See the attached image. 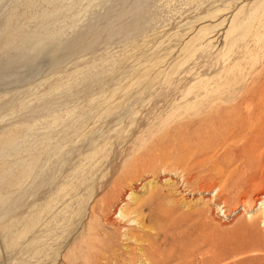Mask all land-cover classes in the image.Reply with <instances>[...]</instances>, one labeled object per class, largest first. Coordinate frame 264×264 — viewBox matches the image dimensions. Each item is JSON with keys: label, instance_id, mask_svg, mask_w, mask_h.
<instances>
[{"label": "rangeland", "instance_id": "rangeland-1", "mask_svg": "<svg viewBox=\"0 0 264 264\" xmlns=\"http://www.w3.org/2000/svg\"><path fill=\"white\" fill-rule=\"evenodd\" d=\"M262 196L264 0H0V264H264Z\"/></svg>", "mask_w": 264, "mask_h": 264}, {"label": "bare ground", "instance_id": "bare-ground-1", "mask_svg": "<svg viewBox=\"0 0 264 264\" xmlns=\"http://www.w3.org/2000/svg\"><path fill=\"white\" fill-rule=\"evenodd\" d=\"M261 95V94H260ZM261 97V96H260ZM239 102V101H238ZM260 202L261 201H263L264 200V197L262 196V197H260L259 199H258ZM260 205H264V203L263 204H260ZM110 218V217H109ZM106 221H108V222H111L110 221V219H107ZM88 248V247H87ZM112 249H110V251H111ZM103 252V251H102ZM118 252V251H117ZM115 253V252H114ZM106 254V253H105ZM105 254H103V255H105ZM117 253H115V255H116ZM102 255V254H101ZM114 255V254H113ZM118 255V254H117ZM117 255H116V259L118 258V260H119V257H117ZM126 255V254H125ZM111 256V255H110ZM103 257V256H102ZM106 256H104L103 258H105ZM112 257V256H111ZM102 258V259H103ZM109 258V257H108ZM107 258V259H108ZM112 259H113V257H112ZM105 260V259H104ZM122 261H124V260H122ZM116 263H118V261L116 262Z\"/></svg>", "mask_w": 264, "mask_h": 264}]
</instances>
